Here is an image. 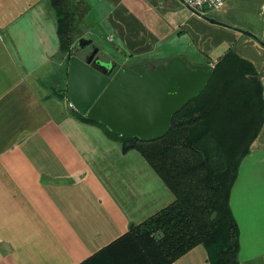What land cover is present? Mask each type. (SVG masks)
Listing matches in <instances>:
<instances>
[{
  "label": "crops",
  "instance_id": "1",
  "mask_svg": "<svg viewBox=\"0 0 264 264\" xmlns=\"http://www.w3.org/2000/svg\"><path fill=\"white\" fill-rule=\"evenodd\" d=\"M89 1L87 14L104 10L94 22L123 66L183 57L213 68L228 51L252 65L263 117L229 205L239 264H264V31L229 19L236 6L253 16L264 0H223L204 14L182 0ZM59 50L51 0H0V264H121L106 248L174 195L138 151L69 105ZM171 264L210 262L197 245Z\"/></svg>",
  "mask_w": 264,
  "mask_h": 264
},
{
  "label": "trees",
  "instance_id": "2",
  "mask_svg": "<svg viewBox=\"0 0 264 264\" xmlns=\"http://www.w3.org/2000/svg\"><path fill=\"white\" fill-rule=\"evenodd\" d=\"M51 2L58 17L59 52L68 64L75 52L77 8L73 0ZM255 77L250 63L228 51L212 68L203 91L154 141L115 136L84 116L116 138L123 151H138L174 195L170 205L106 248L121 264H171L197 245L204 246L210 264H239V231L229 198L262 123V88Z\"/></svg>",
  "mask_w": 264,
  "mask_h": 264
},
{
  "label": "water",
  "instance_id": "3",
  "mask_svg": "<svg viewBox=\"0 0 264 264\" xmlns=\"http://www.w3.org/2000/svg\"><path fill=\"white\" fill-rule=\"evenodd\" d=\"M76 45L83 50L92 46V40L80 38ZM92 47L88 57L74 52L68 59L67 98L80 115L115 136L141 142L164 137L172 117L203 91L211 77V66L189 64L183 57L144 70L102 59Z\"/></svg>",
  "mask_w": 264,
  "mask_h": 264
},
{
  "label": "rangeland",
  "instance_id": "4",
  "mask_svg": "<svg viewBox=\"0 0 264 264\" xmlns=\"http://www.w3.org/2000/svg\"><path fill=\"white\" fill-rule=\"evenodd\" d=\"M263 1H260L257 3V6L253 9V16H251L250 14L244 13L243 8H241V6H236L237 8L234 10L229 11V19L231 20V18L235 19L237 17H242L245 19H253L255 20V25H257V28L260 30L264 31V8H262L260 5V3ZM86 3H88V0H86ZM84 3L81 0H78L75 2V7L77 8L76 13H77V18L75 19V26H76V30L74 32V43H73V48H75V53L79 56V57H83L86 53L90 52L91 47L94 46L96 48H98V53L97 56H99L102 59H110L113 60L114 62L120 64V62L117 59H120L118 56H114L111 55L109 53H112V51L110 50L111 45L109 44V42L107 41V38H105L104 33L105 30L102 28L103 25H98L95 24V22H100L103 15H102V11H104L103 9H98L96 11H94L95 15H89L87 14L88 12V6L87 4ZM90 5L93 6V0L89 1ZM226 10V9H225ZM222 11H224V8L222 9ZM221 12V11H220ZM219 13V12H218ZM212 15L216 16V13H212ZM95 21V22H94ZM94 24L93 28L92 25ZM100 27L102 29V31L100 30ZM93 29V30H92ZM261 38V36H259ZM80 38H84V39H91L92 40V46L90 47H86L82 52L79 51V49L76 47L77 42ZM187 61V60H186ZM192 61V60H190ZM188 62V61H187ZM166 61L163 60V63L160 61H156L155 64L158 65H162L165 64ZM189 64H192L190 62H188ZM59 66H62V68H66V66L68 65L67 62L65 61V59L63 60L61 58V60H57L56 62V67L58 68ZM121 65V64H120ZM123 66V65H121ZM66 103H68L66 101Z\"/></svg>",
  "mask_w": 264,
  "mask_h": 264
},
{
  "label": "built area",
  "instance_id": "5",
  "mask_svg": "<svg viewBox=\"0 0 264 264\" xmlns=\"http://www.w3.org/2000/svg\"><path fill=\"white\" fill-rule=\"evenodd\" d=\"M182 4L197 14H204L205 11H217L223 7V0H182Z\"/></svg>",
  "mask_w": 264,
  "mask_h": 264
},
{
  "label": "flooded vegetation",
  "instance_id": "6",
  "mask_svg": "<svg viewBox=\"0 0 264 264\" xmlns=\"http://www.w3.org/2000/svg\"><path fill=\"white\" fill-rule=\"evenodd\" d=\"M92 48H93V47H91L90 52L86 53L83 57H88V56L90 55L91 51H92ZM84 49H85V48H84ZM84 49H83V50H84ZM83 50H79V51L82 52ZM153 69H154V68H153Z\"/></svg>",
  "mask_w": 264,
  "mask_h": 264
}]
</instances>
